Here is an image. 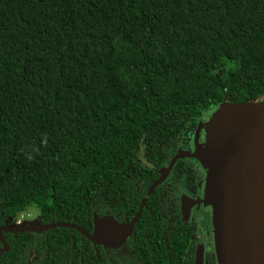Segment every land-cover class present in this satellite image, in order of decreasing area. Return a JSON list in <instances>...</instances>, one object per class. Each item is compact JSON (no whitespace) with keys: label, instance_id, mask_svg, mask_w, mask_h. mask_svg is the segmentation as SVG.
Instances as JSON below:
<instances>
[{"label":"trees","instance_id":"obj_1","mask_svg":"<svg viewBox=\"0 0 264 264\" xmlns=\"http://www.w3.org/2000/svg\"><path fill=\"white\" fill-rule=\"evenodd\" d=\"M226 95L264 100V0H0V227L31 207L88 232L92 213L130 219L140 143L173 141ZM50 233L78 250L75 230ZM92 251L91 264H117Z\"/></svg>","mask_w":264,"mask_h":264},{"label":"water","instance_id":"obj_2","mask_svg":"<svg viewBox=\"0 0 264 264\" xmlns=\"http://www.w3.org/2000/svg\"><path fill=\"white\" fill-rule=\"evenodd\" d=\"M181 156L196 159L204 172L202 197L194 203L210 209L212 228L206 239L212 242L216 264H264V100L240 102L224 96L209 118L198 123L194 151L177 155L165 171ZM162 179L150 187L126 224L92 213L91 234L69 223L37 221L0 230L74 229L94 247L117 248L131 235L147 196ZM203 244L199 237L193 264L202 263Z\"/></svg>","mask_w":264,"mask_h":264},{"label":"flooded vegetation","instance_id":"obj_3","mask_svg":"<svg viewBox=\"0 0 264 264\" xmlns=\"http://www.w3.org/2000/svg\"><path fill=\"white\" fill-rule=\"evenodd\" d=\"M204 117L205 114L198 119L195 126L184 124L182 129L173 137V141L164 138L152 149L147 145L149 139H144L137 147L138 153H135L137 155L135 160L142 169H145V171L142 169L137 171V175L141 174L145 179L138 180L134 186V192L123 197L129 206L132 203H136L137 206L132 217L130 219L123 218L120 223L126 224L132 220L150 187L162 176V181L147 196L138 217L139 220L142 211L145 209L143 225L139 229L141 237H143V239L141 238L143 243L141 246L146 245L150 249L148 260H142L139 257L141 239L137 240L133 237L134 227L138 220L133 225L131 235L117 248L94 247L88 240V243H84L86 237L75 230L80 235L78 250L73 243V236L70 235V253H67L69 250L67 244L64 245V249L61 248V237L58 233H50L52 230L22 232L16 229L0 230V254L12 251L17 255L24 253L22 256L27 257L24 264H36L40 259L46 258H52L56 264H66L69 257V264H73L72 258L78 255L80 264H82V256L88 252L91 264L93 262L92 249L94 252L100 249L106 257L110 253L114 254L118 258L117 264H191L189 254L192 253L193 264L198 238L203 237V260L201 264H216L212 242L206 239L212 228L210 209L194 203L202 197L204 172L200 164L194 158L181 156L174 160L168 172L165 171L177 155L194 151L195 131L198 123L205 121ZM140 160L145 166L141 164ZM150 197L153 200V205L146 207ZM24 216L21 213L18 217L9 218L0 229L15 228L21 224H30L34 221L42 224L39 215L34 221H28ZM85 232L91 234L92 228L90 232ZM51 239H53L55 247L53 253L49 254L48 249L42 250V246ZM130 242L133 245H130ZM38 243L40 246L37 249L36 244ZM127 257H131L130 262H127ZM97 261H99L98 257ZM17 263V261L12 262V258H10L7 264ZM111 264L113 263L111 262Z\"/></svg>","mask_w":264,"mask_h":264},{"label":"rangeland","instance_id":"obj_4","mask_svg":"<svg viewBox=\"0 0 264 264\" xmlns=\"http://www.w3.org/2000/svg\"><path fill=\"white\" fill-rule=\"evenodd\" d=\"M213 112L212 111H207L205 114V120H207L209 118V116L211 115V113ZM23 216L28 220V221H34L37 216L39 215V211L38 209H36L35 207H31V208H28L27 211H25V213H22ZM29 215V217H26L27 215Z\"/></svg>","mask_w":264,"mask_h":264}]
</instances>
